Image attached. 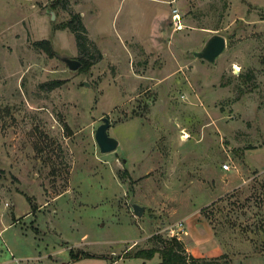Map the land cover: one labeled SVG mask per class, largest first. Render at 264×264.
<instances>
[{
    "label": "rangeland",
    "instance_id": "rangeland-1",
    "mask_svg": "<svg viewBox=\"0 0 264 264\" xmlns=\"http://www.w3.org/2000/svg\"><path fill=\"white\" fill-rule=\"evenodd\" d=\"M72 14L87 73L59 59H79ZM214 34L224 52L195 59ZM198 219L221 249L203 259L264 264V0H0V264L110 263L178 223L193 257Z\"/></svg>",
    "mask_w": 264,
    "mask_h": 264
},
{
    "label": "trees",
    "instance_id": "trees-1",
    "mask_svg": "<svg viewBox=\"0 0 264 264\" xmlns=\"http://www.w3.org/2000/svg\"><path fill=\"white\" fill-rule=\"evenodd\" d=\"M54 4H51V8H54ZM71 19L64 25L59 26L62 29L67 28L73 35L75 40V46L79 54V59H77L81 66L77 70L82 73H87L89 68L100 58V53L96 52L97 58L91 59L88 56V47L90 41L88 40L86 29L84 28L79 14H72ZM36 48L40 47L45 50L48 54L52 55L51 46L47 41H41L34 43ZM152 246L147 249H139L133 253L128 254L125 257L128 258H142L150 260L155 255L159 256L158 264H215L216 259L205 260L203 258H193L191 256H185L183 245L175 237L164 238L159 235H154L151 237ZM71 260H78L83 257H92L86 252H73L69 253ZM100 257V256H99Z\"/></svg>",
    "mask_w": 264,
    "mask_h": 264
},
{
    "label": "water",
    "instance_id": "water-1",
    "mask_svg": "<svg viewBox=\"0 0 264 264\" xmlns=\"http://www.w3.org/2000/svg\"><path fill=\"white\" fill-rule=\"evenodd\" d=\"M53 19L54 15L51 13V21ZM225 44L224 37L217 34L211 35L206 39L199 51L192 52V56L197 60L213 65L217 58L224 52ZM59 59L65 64L69 71H77L81 66V63L76 59L68 58L66 56L60 57ZM84 85H86V83H84ZM109 127V120L107 118H102L101 124L94 134L95 143L101 154L113 152L118 147V142L107 134ZM131 209L136 217H141L144 210L143 207L136 204H132Z\"/></svg>",
    "mask_w": 264,
    "mask_h": 264
},
{
    "label": "crops",
    "instance_id": "crops-1",
    "mask_svg": "<svg viewBox=\"0 0 264 264\" xmlns=\"http://www.w3.org/2000/svg\"><path fill=\"white\" fill-rule=\"evenodd\" d=\"M170 17H172V15H170ZM160 19L157 20V23L155 25L156 29L161 28V25L159 24ZM159 35V29H157V33L154 36ZM104 56V55H103ZM194 223L197 224V232H195L193 230V226L191 225V223L189 222L187 224L188 228H189V239H188V243L186 242V250L188 252H190V254L195 257V258H210L213 256H218L221 251L220 247L214 243L215 240V236L213 234L212 229L209 227L208 223L202 219L201 221L198 219V221H194ZM9 227V226H8ZM3 230H1L0 232H2ZM190 245V248L189 246ZM124 253V252H123ZM100 257L101 255L98 254ZM111 256H113V253H110ZM122 255V254H121ZM158 258L159 256L156 255ZM39 258V257H37ZM82 259V258H81ZM78 259V260H81ZM139 259L137 258H128V257H121V258H117L114 260H111L110 263H103V264H117L119 261H129V262H136ZM160 260H158L157 263L158 264ZM66 264V263H64ZM135 264H145L144 262L140 263V262H136Z\"/></svg>",
    "mask_w": 264,
    "mask_h": 264
},
{
    "label": "built area",
    "instance_id": "built-area-1",
    "mask_svg": "<svg viewBox=\"0 0 264 264\" xmlns=\"http://www.w3.org/2000/svg\"><path fill=\"white\" fill-rule=\"evenodd\" d=\"M172 24L175 26L176 24H177V10H175V9H173L172 11ZM223 169L224 170H228L229 169V167H228V165H223ZM175 227H173V226H171V227H169V228H167L166 229V231L171 235V236H174V237H176L177 236V232H179V231H176L177 230V228L178 229H181V223H178L177 225H174Z\"/></svg>",
    "mask_w": 264,
    "mask_h": 264
}]
</instances>
